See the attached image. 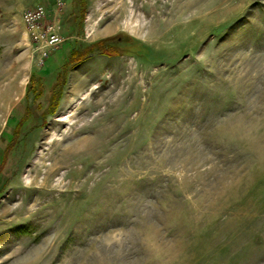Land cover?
I'll return each mask as SVG.
<instances>
[{
    "label": "rangeland",
    "instance_id": "obj_1",
    "mask_svg": "<svg viewBox=\"0 0 264 264\" xmlns=\"http://www.w3.org/2000/svg\"><path fill=\"white\" fill-rule=\"evenodd\" d=\"M86 4L0 0V264H264V0Z\"/></svg>",
    "mask_w": 264,
    "mask_h": 264
},
{
    "label": "trees",
    "instance_id": "obj_2",
    "mask_svg": "<svg viewBox=\"0 0 264 264\" xmlns=\"http://www.w3.org/2000/svg\"><path fill=\"white\" fill-rule=\"evenodd\" d=\"M70 1H71V5H72V12L70 15L72 17H74L75 21H77V20L79 21L78 25L80 28H82V24L84 21V15L86 12V7H87L86 0H70ZM68 46L69 47L65 48L63 51L64 54H68L67 59L65 61L60 62L61 67L56 69L57 70L56 73L62 72L63 68L66 65H68L70 63V60L74 59L75 56L79 57L82 55V56H84V58H88L87 55L91 54L88 52V50L91 48L92 45L74 46V45L68 44ZM19 130H20L19 125H16L13 128H11V133L9 134V136H10V141L13 142L12 144L15 143V140L17 139ZM8 150H10V149H8ZM6 153L2 154L3 158H5Z\"/></svg>",
    "mask_w": 264,
    "mask_h": 264
},
{
    "label": "built area",
    "instance_id": "obj_3",
    "mask_svg": "<svg viewBox=\"0 0 264 264\" xmlns=\"http://www.w3.org/2000/svg\"><path fill=\"white\" fill-rule=\"evenodd\" d=\"M43 16H44V9L42 7H38L33 11H27L24 13L23 22L29 31V35L31 36L30 41L33 37V32H34L33 30L37 28L36 26L37 20H39ZM43 35L46 36V43L47 46L49 47H56L61 43H63V40L59 38V36L56 35L54 32H51L50 34H47V32H45Z\"/></svg>",
    "mask_w": 264,
    "mask_h": 264
}]
</instances>
